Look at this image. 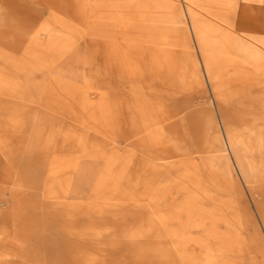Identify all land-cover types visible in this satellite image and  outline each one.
<instances>
[{
    "label": "rangeland",
    "instance_id": "obj_1",
    "mask_svg": "<svg viewBox=\"0 0 264 264\" xmlns=\"http://www.w3.org/2000/svg\"><path fill=\"white\" fill-rule=\"evenodd\" d=\"M185 5L0 0V264H264V0Z\"/></svg>",
    "mask_w": 264,
    "mask_h": 264
},
{
    "label": "crops",
    "instance_id": "obj_2",
    "mask_svg": "<svg viewBox=\"0 0 264 264\" xmlns=\"http://www.w3.org/2000/svg\"><path fill=\"white\" fill-rule=\"evenodd\" d=\"M184 2L188 3V5H185V12H184L187 14L191 0H184ZM175 13H176V17H177V18L175 17L176 19H179L182 22L187 23V25L191 26V28L194 31V37H195L194 41L195 42L198 40H200L201 42L204 41V38L202 36H205V34H202L201 31L199 33V29L193 25V20H192V18L191 19L188 18V14H187V18H188V22H187L184 18L185 14H183V11L181 10V8L177 9L175 11ZM222 21L227 26H231L228 23V21H225V20H222ZM223 23L220 22V23H215V24L221 26ZM201 44H202V48H200V51H199L200 65L205 70V74H206L208 83L211 86V89L215 90V88H216L215 85H216V81H217L218 76H217V73L215 72V66L213 65L214 61L210 58V56L206 52H203L204 44L203 43H201ZM236 54H237L236 56H227L225 61L229 64H241L245 68H247L246 70H249V67L254 65L255 63L261 62V59L263 58L262 55L259 53V51L249 52L248 48L245 46L237 48ZM238 57H239V59H238ZM252 76H253V73H250V71H249L243 75H240L239 77H237V79L240 78L239 81H241V84H247L251 81V79L257 78V76L256 77H252ZM228 145L231 148V142H228ZM224 152H227V148H225V146H224ZM233 153L234 152L232 149V154ZM237 167H238L239 171L241 172V174L244 176L243 166H242L240 161H238ZM244 178H245V176H244Z\"/></svg>",
    "mask_w": 264,
    "mask_h": 264
},
{
    "label": "bare ground",
    "instance_id": "obj_3",
    "mask_svg": "<svg viewBox=\"0 0 264 264\" xmlns=\"http://www.w3.org/2000/svg\"><path fill=\"white\" fill-rule=\"evenodd\" d=\"M224 150V149H223Z\"/></svg>",
    "mask_w": 264,
    "mask_h": 264
}]
</instances>
